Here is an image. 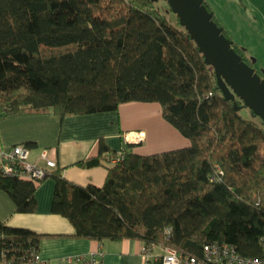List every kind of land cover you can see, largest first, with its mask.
Listing matches in <instances>:
<instances>
[{"label": "trees", "instance_id": "trees-1", "mask_svg": "<svg viewBox=\"0 0 264 264\" xmlns=\"http://www.w3.org/2000/svg\"><path fill=\"white\" fill-rule=\"evenodd\" d=\"M156 1L0 0V117L159 102L190 144L152 154L124 147L112 162L118 150L101 138L97 153L78 163L106 165L104 183L79 184L54 167L45 177L55 180L52 211L69 219L75 237L140 239L198 258L206 243L219 241L261 256L264 121L243 115L240 96L225 97L179 17ZM218 166L223 173L212 181ZM40 182L0 171V189L21 212L37 209ZM41 237L0 220V261L29 263Z\"/></svg>", "mask_w": 264, "mask_h": 264}, {"label": "crops", "instance_id": "crops-1", "mask_svg": "<svg viewBox=\"0 0 264 264\" xmlns=\"http://www.w3.org/2000/svg\"><path fill=\"white\" fill-rule=\"evenodd\" d=\"M215 3L213 13L222 22V28L228 29L254 57V66L264 71V0H214ZM130 103L152 105L156 113L143 114L134 120L123 113V106L132 104L121 103L116 110L64 117L53 111L0 117V162L2 150L16 143L31 142L32 160L43 163L40 152L47 148L66 178L83 185L101 186L107 175L106 165L87 167L78 163L97 153L101 138L113 149L126 147L133 152L138 144L149 150L168 143L189 145L190 140L165 119L159 105L145 101ZM131 134L136 138L131 139ZM54 190L55 180L45 178L35 192L37 209L21 212L10 195L0 189V220L42 234L39 255L44 264H71L70 258L75 255L96 250L103 253L102 264H160L158 257L164 253L161 245H156L147 256L143 253L145 241L140 239L96 240L73 236L75 230L69 219L52 211Z\"/></svg>", "mask_w": 264, "mask_h": 264}, {"label": "water", "instance_id": "water-1", "mask_svg": "<svg viewBox=\"0 0 264 264\" xmlns=\"http://www.w3.org/2000/svg\"><path fill=\"white\" fill-rule=\"evenodd\" d=\"M191 37L214 68L217 82L227 98L240 96L264 121V78L254 72L231 45L223 28L213 19L204 0H167Z\"/></svg>", "mask_w": 264, "mask_h": 264}, {"label": "built area", "instance_id": "built-area-1", "mask_svg": "<svg viewBox=\"0 0 264 264\" xmlns=\"http://www.w3.org/2000/svg\"><path fill=\"white\" fill-rule=\"evenodd\" d=\"M31 148L24 143H16L12 147L1 152L0 171L6 175H15L21 178L32 179L40 182L49 172L57 166L55 159L51 158L47 148L40 152L43 163L31 159ZM124 156L123 150L119 149L117 154L112 157V162ZM223 173L221 167L210 175V180L220 179ZM261 198H259L260 202ZM264 201V195L262 197ZM169 230V229H168ZM156 245L145 244L143 253L151 255V251ZM164 253L158 257L160 264H264V237L262 238L263 254L261 256L244 255L237 248L227 242L211 241L204 245L203 255L198 258L193 255H183L177 249L161 245ZM102 251H92L89 253L77 254L70 258L71 264H102ZM0 264H10L7 261H0ZM18 264H44L39 252H36L33 260L29 263Z\"/></svg>", "mask_w": 264, "mask_h": 264}, {"label": "rangeland", "instance_id": "rangeland-1", "mask_svg": "<svg viewBox=\"0 0 264 264\" xmlns=\"http://www.w3.org/2000/svg\"><path fill=\"white\" fill-rule=\"evenodd\" d=\"M158 6L162 8V10L164 11H167V12H170V14H172L173 18L175 19L176 17V13L175 12H171L169 11L170 8L167 4V2L165 0H157L156 1ZM217 3V2H216ZM216 3L214 4V0H205V4L209 7V9L212 11L213 13V6L215 7L216 9ZM213 5V6H212ZM214 14V13H213ZM214 17L216 18L218 24L222 27V22L218 19V17L216 15H214ZM225 31V33L227 34L228 37H230V39H232L233 41H235L236 43H238L233 37V35L229 32V30L227 29H223ZM239 45H241L240 43H238ZM242 46V45H241ZM251 55V54H250ZM251 57L254 59V57L251 55ZM255 61V60H254ZM256 69L259 70V75L261 78H264V71L260 68H257L255 66ZM255 72V70H253ZM122 104H132L130 103V101H127V102H123ZM151 104H157V106L159 105L160 108H161V104L157 101H154V102H151ZM129 107H126V106H123V113L126 115L128 114V117L131 118V119H139L140 116H142L143 114L144 115H147V114H150V115H154L156 113V110L154 107H152V105H128ZM145 109V110H144ZM242 113L243 115H245L246 117H252L253 119L259 121V122H262L260 121V117L256 114H254L252 112V110L250 109V107H246L245 109L242 110ZM178 130V129H177ZM131 137H133V134H131ZM190 144V142H189ZM143 144H138L136 145V148L137 150L135 152L137 153H140V154H152V153H157V152H162V151H167V150H172V149H176V148H180V147H185V146H180V145H177L176 143H172V144H165V145H159L157 147H153L152 149H146V148H143ZM188 146V145H187Z\"/></svg>", "mask_w": 264, "mask_h": 264}, {"label": "bare ground", "instance_id": "bare-ground-1", "mask_svg": "<svg viewBox=\"0 0 264 264\" xmlns=\"http://www.w3.org/2000/svg\"><path fill=\"white\" fill-rule=\"evenodd\" d=\"M129 136H130L131 139L136 138V137H134V134H133V137H131V135H129Z\"/></svg>", "mask_w": 264, "mask_h": 264}]
</instances>
